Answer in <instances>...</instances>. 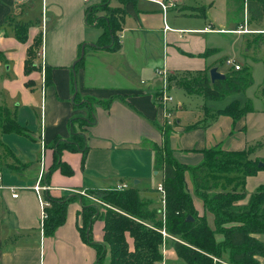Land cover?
<instances>
[{
  "label": "crops",
  "instance_id": "crops-1",
  "mask_svg": "<svg viewBox=\"0 0 264 264\" xmlns=\"http://www.w3.org/2000/svg\"><path fill=\"white\" fill-rule=\"evenodd\" d=\"M175 1L177 7L163 17L158 5L150 1L108 0L111 8L122 10L119 49L112 52L91 47L101 30L87 25V9L101 0H0V68L6 66L8 71L7 65L15 66L22 84L18 90L21 103L15 97L16 102L6 109L28 129L27 136L1 133L14 145L9 144V159L20 163V168H0L1 184L30 188L40 178L52 197L76 198L67 205L63 224L46 237L34 191H19L13 199L10 191L0 190V264H96V250L79 233L81 193L135 185L141 197L153 200L157 207L152 199L157 187H151L150 181L157 177L158 184L162 182L153 152L154 145L163 144L159 127L170 126L173 156L189 167L199 165L203 151L217 145L226 151H243L256 144L259 149L252 159L264 160V105L255 107L250 101L252 112L234 122L215 111L232 101H249L240 99L244 93L205 103L201 96L176 86L170 92L167 117L156 102L162 84L155 74L156 68L168 76H192L211 68L224 74L225 68L231 70L225 61L232 59L250 69L252 80L259 76L256 97L264 100L260 95L264 90V38L258 41L264 36V19L248 17L237 0ZM17 23L28 26L25 42H19L14 34ZM83 46L85 61L75 69ZM29 60L30 70L25 74ZM45 69L50 71V84L44 81ZM37 92L39 104L33 96ZM76 95L83 101L116 99L108 106L93 105L95 123L83 131L74 124L86 149L62 151L56 159L59 166L52 168L55 143L71 136V120L90 115L89 107L74 105ZM37 106L39 132L32 129L31 114ZM194 124L199 129H187ZM185 180L198 216H206L209 222L207 215L211 214L205 213L194 196L189 174ZM261 186L264 170L245 179L247 196L241 204ZM102 227L99 218L92 227L94 242H103ZM261 237L256 236L264 243Z\"/></svg>",
  "mask_w": 264,
  "mask_h": 264
},
{
  "label": "trees",
  "instance_id": "trees-1",
  "mask_svg": "<svg viewBox=\"0 0 264 264\" xmlns=\"http://www.w3.org/2000/svg\"><path fill=\"white\" fill-rule=\"evenodd\" d=\"M237 3L241 11H246L248 17L259 21L264 19V0H237ZM99 11L108 12L110 16L96 18L95 21L101 22V25L96 23L94 27L101 30V35L91 47L117 51L120 22L117 24L112 16L122 13V10L111 8L108 0H101L100 4L87 9V25L89 15ZM27 27V24H22L16 28L23 30L22 33L15 31L19 42H25ZM263 38L264 36L260 37L258 41ZM83 59L84 57L75 64V69L81 66ZM29 64V61L25 63V74L29 73L30 67H26ZM44 72V81L50 84V71L45 69ZM223 75V80L211 82L208 69L193 75L190 80L178 79L175 85L188 94L201 95L207 103L221 102L227 97L244 93L253 83L249 68H240L237 71L231 68ZM260 95L264 98V90L260 91ZM78 99L76 95L74 105L89 107L90 115L71 120L73 139L81 137L75 132V123L85 126L95 123L91 114L93 105L108 106L116 98L107 101L87 98L84 102H79ZM252 110L250 101H232L223 110L215 113L229 116L237 122ZM199 127L194 124L187 129L195 130ZM163 129L165 128L159 127L163 144L160 147L154 145L153 152L155 170L162 175L164 212L154 207L153 200L141 197V190L135 185H129L122 191H88V195L109 207L103 217L99 204L80 196L79 233L82 240L96 250V264H103L106 256L110 257V264H161L162 229L173 238L169 247L185 264H221L214 260L222 258L224 252H228L229 264H258V259L264 260V243L256 238L264 236V186L249 195L246 204H240L247 196L244 190L245 179L264 170V160L243 163L242 159L252 153L249 148L243 151H226L217 145L203 151V161L199 165L189 167L175 160L169 143L171 131ZM0 131L6 135L27 136L26 128L3 107H0ZM84 148L85 145L79 146L74 140H57L54 146L55 163L52 168L59 166L56 165V159L62 151L84 152ZM231 157L241 159L239 165ZM260 163L263 164L262 167H259ZM235 164L238 168L233 171ZM231 173H235L234 182L237 181L232 189L227 190L219 186L220 179L233 182L228 178ZM187 174L191 178L194 196L202 202L205 213L213 217V228L208 225L206 216H198L189 191L185 190ZM43 193L44 199L49 203L43 233L44 236L50 237L55 229L63 224L67 205L76 198L67 195L55 198L47 191ZM101 217L103 242L97 243L93 240L92 227ZM188 217H191L192 221H186ZM216 235H221L223 241L216 240ZM127 239L131 240L132 248L129 247Z\"/></svg>",
  "mask_w": 264,
  "mask_h": 264
},
{
  "label": "rangeland",
  "instance_id": "rangeland-1",
  "mask_svg": "<svg viewBox=\"0 0 264 264\" xmlns=\"http://www.w3.org/2000/svg\"><path fill=\"white\" fill-rule=\"evenodd\" d=\"M37 16L40 19L41 16H40V10L39 9L37 10ZM99 16H107V17H109L110 14L108 12H104V11H99L96 14H91L88 17V25L91 26V27L96 26V23H97V25H99V24L101 25V22L95 21L96 18H98ZM112 17H113V19H115V21L117 22V24H119L120 19H121V13H116ZM18 26H22V24L21 23H17L14 26V29H13L14 34H15V31H18L20 33L23 32L22 28H18L16 30V28ZM96 29L100 30L99 28H96ZM101 43H103V42H101ZM34 46H35V49H36V47L38 46V43L35 42L34 43ZM38 49L35 50V55L38 54V51H39ZM96 49L106 50V49H103V48H96ZM84 61H85V57H84ZM29 62H31V61L29 60ZM99 64L100 63L97 62L96 66L99 65ZM237 65H239L240 68L243 69L240 64H237ZM7 66L9 67V70L8 71H6L7 70L6 69V66L3 67V68L2 67L0 68V107H3V108H6L7 107V109L9 110V107H11V105L16 102L14 100H15V97L17 99V97H18V90L21 89L22 84H21V81H20L19 74H17V71L15 69V66H13L12 69H11L10 65H7ZM29 66H30V64L29 65H26V67H28V68H29ZM227 70H228V68H225L224 69V72H226ZM192 77H193V75L192 76H189V75H169V76H167V85H168V88H169L167 94H169V96H170V92H171L172 88L176 87L175 82L178 79L185 78L187 80H190ZM259 86H260L259 76H255L253 78L252 85L244 92V94L239 95L240 99L241 100H245V101L246 100L251 101L254 104L255 107H259V105H264V100L256 97V95L258 93ZM178 89L183 90L180 87ZM184 92L186 93V91H184ZM156 94L158 95L157 92H156ZM191 95H197V94L193 93ZM33 96H34L35 100L37 101V103L39 104L38 92L35 93ZM199 96H201V95H199ZM78 101L79 102H82L83 99L82 98H79ZM18 102L21 103L20 102V96L18 97ZM168 114H170V113H168ZM31 115H32V129H33V131L39 132L40 131V128H39V109H38V106L36 107V109L33 110V113ZM77 124L79 125V130L80 131H83L84 130V127H86L84 124H80V123H77ZM168 126L165 127V129H163V130L165 131L167 129V130H170L171 131L170 126L169 127ZM261 129L264 130V119L261 121ZM75 132H77V131H75ZM1 133L2 132L0 131V168H4V166H7L8 168H14V167L20 168L19 167L20 166V163L17 162V160L15 158H13L11 160L9 159V157L12 156V153H11L12 152V148H11L10 145H13V144L10 143V141L8 140V138L7 139H4V137H2L3 135ZM80 136L81 137L80 138H77V139H73L70 136L68 139L63 140V141L74 140V142L77 143L80 146L83 143V135L80 134ZM249 149L251 150L252 153L249 154V155H247L246 156L247 157L246 159H242V162L243 163H246L247 161L263 160V159H252L254 157L256 151L259 149L256 146V144L254 146H252L251 148L249 147ZM231 158H233V160H236L237 164L239 165L241 159H239V158L234 159V157H231ZM237 164H235L236 167H232V168H235V169H232L233 171L238 168V165ZM21 167H22V164H21ZM0 172H1V170H0ZM228 178L230 180H233V182H231V181H228L227 182L226 180L220 179L218 181V184H219V186H222V187H224L227 190H231L232 187L237 182V181L234 182V180H236L235 173L229 174L228 175ZM40 182L43 184V182L41 180H40ZM159 182H160V178L151 177L150 185H151V187L156 188ZM185 190L188 192V188H187L186 185H185ZM156 193L157 194L154 195L153 198L151 197L157 203V207H155V208H157L158 210H161V212H164V209H163V206L164 205L162 203V201H163V198L162 197L163 196H161L160 192H158V191ZM84 194L86 196H83V197L87 198L88 200H91L90 198H92V199L100 202L95 197L88 195V193H84ZM194 199L197 200L196 198H194ZM92 202H94V201H92ZM96 204H99L100 207H102V208H100V212H101V216L103 217L104 214H106L107 209L109 207L107 205L101 203V202L100 203H96ZM207 216H208L209 222H210V223L209 222L208 223L210 224V226H212V216L211 215H207ZM102 217H101V219H102ZM161 219L162 220L164 219L163 218V215H161ZM163 231H164V229H162L161 232H160L161 233V236L163 238V241H162L163 244H162V249H161V255H162L161 264H185L184 261H182V260H180V259H178L176 257L173 249L171 247H169V244L173 240V238L171 236H169L167 233H166V236H163L162 235V232ZM215 238L219 242H222L223 241V237L221 235H216ZM260 239L262 241H264V236H262ZM127 242H128L129 247L132 248L131 240L130 239H127ZM227 257H228V252H224L223 255H222V258H220L218 261H220L221 264H229ZM103 264H110V257L109 256H106L105 261H104ZM258 264H264V260L263 259H258Z\"/></svg>",
  "mask_w": 264,
  "mask_h": 264
},
{
  "label": "built area",
  "instance_id": "built-area-1",
  "mask_svg": "<svg viewBox=\"0 0 264 264\" xmlns=\"http://www.w3.org/2000/svg\"><path fill=\"white\" fill-rule=\"evenodd\" d=\"M83 1H87V0H83ZM146 1H150L155 3L156 5H158V7L160 8V10L163 13V17L166 15V13L170 10V9H175L177 7V3L175 0H146ZM165 29H168V27L165 25ZM242 30V29H240ZM245 32V30H244ZM42 61H43V54H42ZM225 65L227 67L233 68L234 70H240V66L235 64V62L232 59H228L225 61ZM155 74L161 79V89L158 91V95L156 98V102L164 109L166 116L168 117V112L166 110V106L167 104H169L172 101V97L169 96V94H167L169 88L167 85V76L168 74L165 72V70H161L159 68L155 69ZM2 181V177L0 175V190L3 189H7L8 191H10L11 193V197L13 199H16L18 197V192L19 191H23L26 189H31L32 191H34L36 197H37V201L39 204V208H40V213H41V220L42 222L46 219L47 215H46V209L49 207V203L44 199L43 197V192L48 191V188L45 186H42V184H40V178L37 180L36 184L33 187L27 188V187H23V186H10V187H4L1 184ZM128 186L123 184V185H119L117 186L115 189L113 190H117V191H122L127 189ZM157 191L160 192L161 196H163V205H164V192H163V188H162V184H158L157 186ZM82 196H86L83 192L81 193ZM92 201H94L95 203H100L92 198H90ZM164 209V206H163ZM43 225V224H42ZM163 236H166V233L163 231L162 232ZM215 262H219L218 260H214ZM39 264H43L42 261H40Z\"/></svg>",
  "mask_w": 264,
  "mask_h": 264
},
{
  "label": "water",
  "instance_id": "water-1",
  "mask_svg": "<svg viewBox=\"0 0 264 264\" xmlns=\"http://www.w3.org/2000/svg\"><path fill=\"white\" fill-rule=\"evenodd\" d=\"M83 57H84V46L82 47L79 60L82 59ZM74 76H75V74H74ZM209 78H210L211 82H214V81H218V80H223L225 78V76L223 74H221L220 72H218L216 68H211L209 70ZM74 87H76V81L75 80H74ZM262 166H263V164L260 163L259 167H262ZM134 184H137V182H134ZM186 221L190 222V221H192V218L188 217Z\"/></svg>",
  "mask_w": 264,
  "mask_h": 264
}]
</instances>
